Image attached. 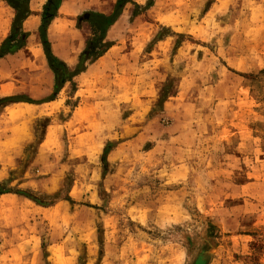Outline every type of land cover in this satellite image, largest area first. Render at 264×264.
I'll return each instance as SVG.
<instances>
[{
	"label": "rangeland",
	"instance_id": "rangeland-1",
	"mask_svg": "<svg viewBox=\"0 0 264 264\" xmlns=\"http://www.w3.org/2000/svg\"><path fill=\"white\" fill-rule=\"evenodd\" d=\"M14 1L0 99L46 101L0 106V264H264V0H131L56 95L48 0ZM114 3L46 21L70 71Z\"/></svg>",
	"mask_w": 264,
	"mask_h": 264
},
{
	"label": "trees",
	"instance_id": "trees-1",
	"mask_svg": "<svg viewBox=\"0 0 264 264\" xmlns=\"http://www.w3.org/2000/svg\"><path fill=\"white\" fill-rule=\"evenodd\" d=\"M61 0H48L45 7H44V13L42 15L43 21L41 23V38L45 42L44 45V52L47 58L48 66L51 69L53 73V94L56 95L60 89L63 87L66 81H71V78L82 72L85 67L83 63H81L83 57H85L88 60L94 59L98 56H100L104 50H98L100 44H102V41L105 36V32L109 26H111L119 17L121 14L122 9L127 3H131V0H115V3L113 4L112 11L106 15L101 13H91L89 15V24L93 31H99L100 36L97 37L95 40H86L85 41V48L79 55L78 61L75 65L74 70L70 71L65 63H63L61 60H59L57 57H55L51 51L49 44L45 39L44 35V28L46 26V21H50L55 16V11L57 10ZM150 5V3H149ZM53 97L49 100H52ZM46 100H40V101H31L27 98H23L20 96H12V97H5L0 99V106L4 107L8 103H17V102H25L30 104H38L45 102ZM110 150V146L106 145L103 150V157L106 153Z\"/></svg>",
	"mask_w": 264,
	"mask_h": 264
},
{
	"label": "bare ground",
	"instance_id": "bare-ground-1",
	"mask_svg": "<svg viewBox=\"0 0 264 264\" xmlns=\"http://www.w3.org/2000/svg\"><path fill=\"white\" fill-rule=\"evenodd\" d=\"M37 1L38 0H32L31 6L35 5V3ZM23 26H24V28L27 31H32V30H34V27H35V20L30 17V18H28L27 20L24 21ZM72 39H73V44H72V47H71L72 49L70 48L71 51L67 55L68 59H70V57L73 55L74 51H76L77 49H79L81 47L82 43H83V42H81V38L77 35V33H72ZM34 44H36L35 37H32L31 36V38L29 39V45L32 48ZM37 57H39V53H37ZM9 112H11V110H9ZM18 113H19V111H18ZM15 115L18 116L16 112L13 114V116H15ZM13 116H11V117H13Z\"/></svg>",
	"mask_w": 264,
	"mask_h": 264
},
{
	"label": "crops",
	"instance_id": "crops-1",
	"mask_svg": "<svg viewBox=\"0 0 264 264\" xmlns=\"http://www.w3.org/2000/svg\"><path fill=\"white\" fill-rule=\"evenodd\" d=\"M24 21H25V20H24ZM24 21H23V23H24ZM22 25H23V24H22ZM73 33H75V32H73ZM52 50H53V48H52ZM66 57H67V56H66ZM66 59L68 60V57H67ZM67 60H64L63 63L66 64V61H67ZM66 66H67V64H66ZM67 67H68V66H67ZM83 73H84V72H81V73L77 74L76 77H77L78 75H80V74H83ZM19 103H21V104H22V103L27 104V103H25V102H18V103H16V104H19ZM6 108H7V106L4 107L3 110L6 109ZM3 110H2V111H3ZM15 134H16L15 137L17 138V141H19V142H20V141H22V142H27V141H28V137H27V136H24V135H23V136H22V135H18L17 133H15Z\"/></svg>",
	"mask_w": 264,
	"mask_h": 264
},
{
	"label": "water",
	"instance_id": "water-1",
	"mask_svg": "<svg viewBox=\"0 0 264 264\" xmlns=\"http://www.w3.org/2000/svg\"><path fill=\"white\" fill-rule=\"evenodd\" d=\"M7 2L11 5V6H13V7H17V3H16V1H14V0H7ZM19 16H21V15H17L16 16V18H15V22H17L18 21V19H19ZM86 20V19H88V14L87 13H85V14H83V16L82 17H80L79 18V20ZM199 261V263H203L204 261L202 260V259H198Z\"/></svg>",
	"mask_w": 264,
	"mask_h": 264
},
{
	"label": "flooded vegetation",
	"instance_id": "flooded-vegetation-1",
	"mask_svg": "<svg viewBox=\"0 0 264 264\" xmlns=\"http://www.w3.org/2000/svg\"><path fill=\"white\" fill-rule=\"evenodd\" d=\"M20 7V6H19ZM19 7H17V9H19Z\"/></svg>",
	"mask_w": 264,
	"mask_h": 264
}]
</instances>
